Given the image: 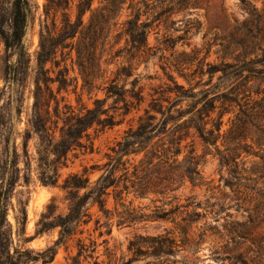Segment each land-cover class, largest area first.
Segmentation results:
<instances>
[{"label":"trees","instance_id":"trees-1","mask_svg":"<svg viewBox=\"0 0 264 264\" xmlns=\"http://www.w3.org/2000/svg\"><path fill=\"white\" fill-rule=\"evenodd\" d=\"M62 1L64 5L55 2V7L49 6L50 2L54 3L53 0L44 4L46 20L40 30L37 61L46 63L56 57L58 50L75 48L83 78L81 91L91 95L98 88L94 84L98 73L93 70L89 72L85 62H94L95 42L100 37H109L118 24L117 20L127 0H103V5L95 9L92 8L94 0H79L75 6L74 20L69 14L71 0ZM192 1L197 0H139L138 3L151 9L160 7L161 11L154 17L157 19L158 15H169L195 5ZM132 2L130 0L128 6L132 11L123 22V29L117 34L126 36L125 54L128 61L146 55L149 49L147 35L151 28L150 19L142 20L140 9L136 8L138 3ZM58 12H61V19L57 25ZM86 12H90V16L87 24H84L83 15ZM50 13L53 14L52 27L47 23ZM248 13L250 18L247 31L250 34L245 38L244 51L235 63L227 66L231 70L222 71L218 83L196 90L195 86L186 88L178 84L172 75L166 73L168 81L159 85L157 91L152 89L154 93L150 95L143 114L137 117L135 125L128 126L122 138L109 149L105 154V161L84 165L81 171L69 172L60 184V170L67 167L70 154L74 156L77 150L83 153L93 152L94 144L89 130L111 128L120 123L108 113L106 101L111 99L113 107L121 110L120 115L126 117L133 110H139L146 101L145 87L140 84L139 76L127 82L134 68L131 63L122 65L104 86V98L94 99L93 107L81 104L79 109L72 107L66 112H61L57 106L53 108L55 120L52 118L48 99H40V86L36 84L32 113L28 119L29 128L25 131L27 134L33 132L39 140L37 163L41 170L40 181L45 185L59 187L62 192L61 203L65 208L60 210L57 197L52 196L36 222L34 236L58 230L57 238L51 245L34 251L24 247V242L30 239L24 237L23 244L14 247L10 253L13 246L12 229L7 221V211L19 177L15 179L6 175L7 167L18 170L17 147H12L11 160H8L11 154L8 147L6 158L0 159V263L29 264L39 260L43 263L52 262L58 249L63 246L68 251V264H100L97 256H94L96 242L87 228L94 217L92 209L97 207L105 219L100 224V218H95L93 231L104 225L107 233L111 232L114 213L107 207L109 197L114 201L118 227L136 223L144 215L141 208L132 205V200L127 201V197L130 194L134 198H145L150 194L162 197L173 195L169 200L171 203L176 199L174 194L187 183L192 187L203 185L201 167L210 147L217 152L220 167L226 168L236 189L240 190L244 186L264 196L261 194L264 190V10L251 5ZM33 14V7L28 0H12L8 30L1 27L3 20L0 21V37L4 47L15 57V61L6 66L5 76L10 74V80L14 83H17L28 64L24 37ZM118 41L119 38H115L114 43ZM84 52L85 62L82 60ZM120 81L123 82L120 84ZM127 84L130 87H126ZM66 87V79L58 81L59 90ZM156 94H159L158 97ZM78 102L80 103V99ZM225 116H228L226 120ZM0 118L3 120V116ZM57 120L63 122L59 129ZM187 139L190 141L184 143ZM196 139L203 147L202 154H197ZM218 142L223 149H220ZM248 157L254 159L250 161V167H246ZM95 173L98 175L92 179L91 176ZM243 179L258 183L260 187L242 185ZM190 199L191 197L187 198V201ZM192 204V201H188L185 207ZM119 206L122 208L120 211ZM178 208L177 205L168 210L156 207L151 217L163 218L175 214ZM196 215L194 205V209L187 211L183 220L187 224L192 223ZM20 219H17L21 224L19 236H24V208ZM263 221L264 211L259 208L247 222L230 223L227 230L229 240L224 248L227 250L225 258L233 259L231 264H264V233L260 230ZM180 227L181 232L187 236L186 224ZM244 245H247L246 251L251 253L249 259H242L240 253L232 257L231 253ZM132 246L130 243L128 249L131 250ZM174 246L171 239L161 238L153 254H172ZM70 247L75 249V253L70 251ZM139 252L137 250L134 257L140 255ZM108 264L117 262L110 256Z\"/></svg>","mask_w":264,"mask_h":264},{"label":"rangeland","instance_id":"rangeland-1","mask_svg":"<svg viewBox=\"0 0 264 264\" xmlns=\"http://www.w3.org/2000/svg\"><path fill=\"white\" fill-rule=\"evenodd\" d=\"M11 1L0 0V21L3 20L1 27L5 30H8ZM28 1L34 13L24 37L28 64L17 83L10 80V74L7 73L5 76L6 66L13 63L15 57L11 51L5 49L0 37V116H3V120L0 118V159L6 158L8 147L11 153L8 160L13 158V146L17 147L18 154L16 157L18 170L9 167L6 169L7 177L12 176L15 179L19 177L7 211V221L12 229L13 246L10 248V253L13 252L14 247L23 244L24 237H30L24 242V247L34 251H40L47 245H51L57 238L58 230L34 236L36 222L52 196L57 197L60 210L65 208V205L61 203L62 192L59 187L45 185L40 181L41 170L37 163L39 140L33 132L27 134L25 131L29 128L28 119L32 113L36 84L40 86L38 91L40 99L43 97L48 99L50 112L55 120L53 108L57 106L61 112H66L72 107L79 109L81 104L93 107L94 99L104 98V86L122 65L131 63L134 68L127 82L139 76L140 84L145 87L146 101L141 104L139 110H133L126 117L120 115L121 110L113 107L111 99L106 101L105 107L109 108L108 113L120 123L111 128L98 127L89 130L94 144L93 152L83 153L77 150L74 156L70 154L67 167L60 170L61 176L58 181L60 184L69 172L81 171L84 165L100 164L105 161V154L110 151L109 149L122 138L128 126L135 125L137 117L143 114L150 95L154 93L152 89L157 91L159 85L168 81L166 73L172 75L178 84L186 88L195 86L196 90L218 83L219 76L223 74L222 71L231 70L227 66L235 63L244 51L245 38L250 34L247 31L250 6L254 5L258 10H264V0H197L192 1L196 4L187 9L174 11L169 15H158L157 19H154L161 11L160 7L156 9L149 7V9L142 3L139 4V0H133L132 3H138L136 8L140 9L141 19H150L151 28L147 35L149 49L146 55L128 61V56L125 54L126 36L117 35L123 29V22L132 11L128 8L130 0H127L117 20L118 24L109 37L106 39L100 37L95 42L94 62H85L86 52L82 55L88 71L93 70L98 73V77L94 78V84L98 88L88 95L87 92L81 91L83 78L75 48L58 50L56 57L46 63L37 61L40 30L46 20L44 4L49 0ZM53 1L54 3H49L50 7H55V2L64 5L62 0ZM78 1H70L69 14L72 20L75 19V6ZM102 5L103 0H94L92 8H100ZM60 13L58 12L56 17L57 25L60 23ZM89 16L90 12L83 15L84 24H87ZM52 18L53 14L50 13L47 18L49 27H52ZM115 38H119L116 44ZM213 70L215 72L211 73ZM63 78L66 79L67 87L59 90L58 81ZM126 87L130 85L127 84ZM158 95L156 94V97ZM227 117L225 116L224 120ZM57 121L59 129L63 122ZM225 128L226 126L223 127ZM58 129L56 136L59 135ZM189 141L190 139H187L184 143ZM195 142L197 154H202L203 147L200 141L196 139ZM218 145L220 149H223L220 142ZM209 150L201 167L204 177L203 185L192 187L187 183L174 194L176 199L171 203L169 200L173 198V195L162 197L150 194L145 198H134L130 194L127 201L132 200V205L141 208V213L144 215L136 223L118 227L114 201L112 197H109L107 207L114 213L111 219V232L107 233V227L104 225L93 231L94 219L100 218V224L105 222V219L103 214L98 212L97 207L92 209L94 217L87 228L91 238L96 242L94 256H97L100 264H108L110 256L117 264H231L233 262L231 257L225 258L227 250L224 248L229 240L227 230L230 228V223L247 222L259 208L264 211V196L244 186H241L240 190L236 189L233 185L235 182L226 168L220 167L217 152L212 147ZM182 156L183 154L180 158ZM251 160L254 159L247 158L246 167L251 166ZM97 175L95 173L91 178L95 179ZM241 183L250 187H260V184L244 179ZM261 194L264 195V190ZM189 197L191 199L188 201H192L193 204L185 207ZM175 205L179 206L175 214L163 218L151 217L156 207L168 210ZM194 205L197 212V215L193 217L195 221L187 224L183 218L186 217L187 211L194 209ZM23 208L26 211L25 235L19 236L21 224L17 222V219L21 220ZM121 209L119 206L118 210ZM185 224L187 236L181 232L180 227ZM261 227L260 230L264 233V221ZM161 238L171 239L175 243L172 254H153ZM130 243L133 244L131 250L128 249ZM246 244L250 245L249 242ZM247 245L231 253L232 257L240 253L242 259L248 260L251 253L246 251ZM231 247L230 245L229 249ZM137 250L141 254L134 257ZM70 251L75 253L72 247ZM67 255L68 251L61 246L52 262L43 263L39 260L29 264H68Z\"/></svg>","mask_w":264,"mask_h":264}]
</instances>
